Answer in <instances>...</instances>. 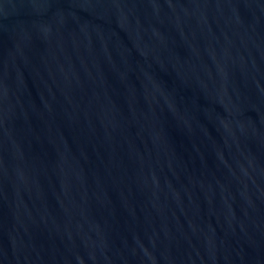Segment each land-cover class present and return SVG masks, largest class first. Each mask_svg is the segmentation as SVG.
I'll use <instances>...</instances> for the list:
<instances>
[{
  "label": "water",
  "instance_id": "1",
  "mask_svg": "<svg viewBox=\"0 0 264 264\" xmlns=\"http://www.w3.org/2000/svg\"><path fill=\"white\" fill-rule=\"evenodd\" d=\"M0 264H264V0H0Z\"/></svg>",
  "mask_w": 264,
  "mask_h": 264
}]
</instances>
